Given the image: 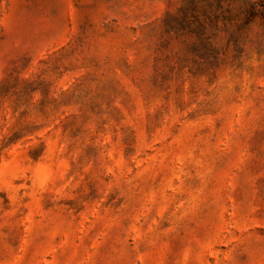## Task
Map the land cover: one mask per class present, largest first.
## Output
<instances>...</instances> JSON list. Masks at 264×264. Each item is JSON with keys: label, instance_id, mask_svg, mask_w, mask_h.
<instances>
[{"label": "rangeland", "instance_id": "374dc122", "mask_svg": "<svg viewBox=\"0 0 264 264\" xmlns=\"http://www.w3.org/2000/svg\"><path fill=\"white\" fill-rule=\"evenodd\" d=\"M184 2L0 0V264H264V18L216 63Z\"/></svg>", "mask_w": 264, "mask_h": 264}, {"label": "trees", "instance_id": "16d2710c", "mask_svg": "<svg viewBox=\"0 0 264 264\" xmlns=\"http://www.w3.org/2000/svg\"><path fill=\"white\" fill-rule=\"evenodd\" d=\"M233 1L238 2L236 7L224 8V0H185L177 11L165 12L162 28L167 37L164 40L169 43L172 34H176L184 51L218 63L227 55L231 41L234 48L241 47L238 31L257 15L264 18V0Z\"/></svg>", "mask_w": 264, "mask_h": 264}]
</instances>
